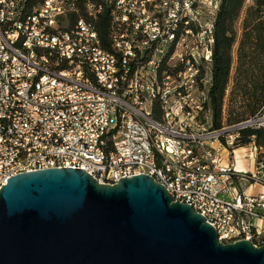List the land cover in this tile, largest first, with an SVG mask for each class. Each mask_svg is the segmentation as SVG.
Returning a JSON list of instances; mask_svg holds the SVG:
<instances>
[{
    "label": "built area",
    "instance_id": "obj_1",
    "mask_svg": "<svg viewBox=\"0 0 264 264\" xmlns=\"http://www.w3.org/2000/svg\"><path fill=\"white\" fill-rule=\"evenodd\" d=\"M78 0H0V189L22 173L81 169L103 184L148 175L205 218L218 240L264 245V146L247 175L231 162L264 111L212 127L214 23L222 0H106L109 49Z\"/></svg>",
    "mask_w": 264,
    "mask_h": 264
},
{
    "label": "water",
    "instance_id": "obj_2",
    "mask_svg": "<svg viewBox=\"0 0 264 264\" xmlns=\"http://www.w3.org/2000/svg\"><path fill=\"white\" fill-rule=\"evenodd\" d=\"M0 264H264V245L219 241L148 175L44 169L1 186Z\"/></svg>",
    "mask_w": 264,
    "mask_h": 264
},
{
    "label": "trees",
    "instance_id": "obj_3",
    "mask_svg": "<svg viewBox=\"0 0 264 264\" xmlns=\"http://www.w3.org/2000/svg\"><path fill=\"white\" fill-rule=\"evenodd\" d=\"M41 1L28 0V9L31 10ZM105 1L78 0L79 11L69 17L68 24H73L79 17L87 19V2L100 5L101 13L91 21L101 46L107 50L110 12ZM245 2L246 0H222L214 23L215 43L209 97L212 127L215 129L223 125L224 103L228 106V126L240 124L264 111V0H253L251 6L244 9ZM241 15L242 35L237 42L235 25ZM238 144L239 147L249 144L264 146V130L242 129Z\"/></svg>",
    "mask_w": 264,
    "mask_h": 264
},
{
    "label": "crops",
    "instance_id": "obj_4",
    "mask_svg": "<svg viewBox=\"0 0 264 264\" xmlns=\"http://www.w3.org/2000/svg\"><path fill=\"white\" fill-rule=\"evenodd\" d=\"M260 161V158L257 154H253L251 151L241 153L236 150L234 156L231 159V162L236 169L241 172H245L247 175L254 174L257 169V165ZM238 189L245 191L246 194L250 196H256L259 193H264V186L261 184H252L251 181L241 180L239 184H236Z\"/></svg>",
    "mask_w": 264,
    "mask_h": 264
},
{
    "label": "rangeland",
    "instance_id": "obj_5",
    "mask_svg": "<svg viewBox=\"0 0 264 264\" xmlns=\"http://www.w3.org/2000/svg\"><path fill=\"white\" fill-rule=\"evenodd\" d=\"M252 2H253V0H246L244 9L251 6ZM235 32H236V40L238 42V40L241 38V35H242V15L235 25ZM236 47H237V44L234 46V50H233L234 59L236 56V54H235ZM232 75H233V71H232ZM226 93H228V91ZM224 104L225 105L223 107V112H222V124L225 126H228L230 124L229 122H227L228 106L226 105V103H224ZM251 146L252 145L241 146V147L236 148V150L240 151L241 153H243V151H245V152L251 151L253 153Z\"/></svg>",
    "mask_w": 264,
    "mask_h": 264
}]
</instances>
